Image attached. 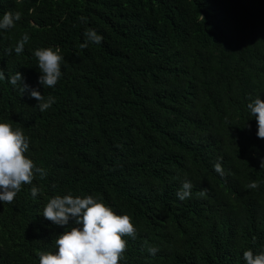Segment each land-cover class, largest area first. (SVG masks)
<instances>
[{"label": "trees", "instance_id": "obj_1", "mask_svg": "<svg viewBox=\"0 0 264 264\" xmlns=\"http://www.w3.org/2000/svg\"><path fill=\"white\" fill-rule=\"evenodd\" d=\"M6 11L21 19L0 31V120L46 174L0 204V264L55 250L64 228L39 214L69 192L131 217L120 264H244L264 249V139L246 109L264 100V0H0ZM87 29L101 43L83 47ZM41 47L63 56L52 88L38 83ZM17 71L55 103L21 96Z\"/></svg>", "mask_w": 264, "mask_h": 264}, {"label": "clouds", "instance_id": "obj_2", "mask_svg": "<svg viewBox=\"0 0 264 264\" xmlns=\"http://www.w3.org/2000/svg\"><path fill=\"white\" fill-rule=\"evenodd\" d=\"M20 19L21 14L18 11L4 12L0 15V31L14 28ZM80 20L81 23H87L86 17H80ZM84 36L86 40L83 47H87L89 43L99 44L103 39L95 29H87ZM28 41L29 35L23 34L14 48L7 49L8 53L19 55ZM33 55L37 59L36 67L40 72L39 85L43 89L55 87L62 76L63 56L60 49L41 47L35 49ZM8 82L18 87L21 96L27 93L29 97L34 98L41 112L55 103V97L46 98L38 88L27 84L19 71L11 76ZM246 109L249 117H254L257 122V137L264 139V100L257 95L250 99ZM28 149L29 142L22 129L13 128L7 121L0 120V204L11 203L21 191L22 185L32 184L35 174H46L25 155ZM260 167H264V158L260 161ZM214 170L223 175L220 163L214 165ZM256 186L250 185L252 188ZM192 187L191 181L184 180L176 192L177 198L180 201L190 198ZM39 191L33 185L31 196L36 198ZM39 215L55 225L62 226L64 230L56 235L54 251L38 253L37 264H120L127 244L124 237H136V228L131 217L126 213L118 214L94 195L74 196L70 192L56 195L47 201ZM147 251L154 255L158 249L149 247ZM242 257L244 264H264V249L255 254L252 250H245Z\"/></svg>", "mask_w": 264, "mask_h": 264}]
</instances>
